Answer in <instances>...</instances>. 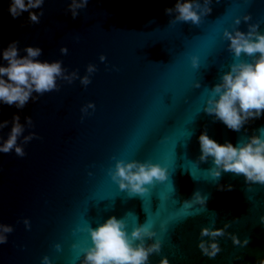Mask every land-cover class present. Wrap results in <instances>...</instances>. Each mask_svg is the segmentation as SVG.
<instances>
[{"label":"water","instance_id":"95a60500","mask_svg":"<svg viewBox=\"0 0 264 264\" xmlns=\"http://www.w3.org/2000/svg\"><path fill=\"white\" fill-rule=\"evenodd\" d=\"M10 2L0 0V53L18 40L21 56L26 46L40 47L38 59L62 61L66 74L78 75L71 83L58 78L59 90L23 109L0 102V121L18 113L23 135L36 133L23 144L25 156L0 153V224L14 229L0 244V264H42L45 255L52 264H80L81 249L92 246L88 226L112 216L125 221L129 235L139 224L156 231L147 243L160 240L161 251L148 264L164 257L169 264H255L264 258V185L253 184L249 191L243 175L222 173L218 183L233 188L218 190L208 171L213 158L199 160L198 140L206 130L217 143L236 146L264 128V115L237 132L203 110L211 89L236 62L223 32L237 27L246 32L248 24L259 23L264 34V0H212L211 13L199 25L170 24L176 14L165 9L176 0H89L75 19L67 11L70 0H45L39 24L28 23V12L13 19ZM61 47H67L66 55ZM193 57L199 67L192 66ZM89 64L97 70L84 86L80 78L88 75ZM6 65L0 55V66ZM90 102L94 109L83 113ZM10 129L11 123L0 136L6 139ZM117 160L159 164L168 179L145 185L142 196L130 194L109 175ZM195 192L207 199L205 205L195 202ZM225 223H230L226 233L248 238L249 244L241 248L227 235L217 237L222 250L208 258L197 246L200 230Z\"/></svg>","mask_w":264,"mask_h":264},{"label":"clouds","instance_id":"9594fccd","mask_svg":"<svg viewBox=\"0 0 264 264\" xmlns=\"http://www.w3.org/2000/svg\"><path fill=\"white\" fill-rule=\"evenodd\" d=\"M45 0H11L9 4V14L13 19L20 17L24 12H28V23L39 24L41 16L44 15L42 6ZM89 0H70L67 11L71 13L73 19L79 15L81 9L87 7ZM219 2V0H217ZM212 0H176L175 6L166 8L165 13L171 15L175 13L170 24L176 22H191L194 25L201 23L202 17L211 13L210 4ZM40 9L39 12L34 11ZM251 15H244L243 21L247 23ZM235 25L241 24V18L237 17ZM24 25L22 24L21 27ZM224 38L229 41L228 50L234 54L236 62H233L221 77V82L211 89V95L203 108L204 112L214 116L216 120L223 122L228 129L239 132L245 124L251 120L259 119L264 115V34L259 31V23L248 24V30L240 31L235 28L233 31L227 29L223 32ZM20 41H12L6 49L2 50V59L7 62L6 66H0V102L8 106H15L23 109L30 100L35 101L40 95L46 92L59 90L57 79H63L71 83L78 75L76 71L66 74V69L62 68V61H41L38 59L43 50L40 47L26 46L21 56L18 48ZM61 54H67V47L60 48ZM242 54L253 57L252 62L240 60ZM104 62L106 57H99ZM192 66L199 67L197 57L192 58ZM96 66H87L88 75L83 76L81 84L87 86L91 80L90 76L96 71ZM5 77L7 79H5ZM194 87L199 88V82ZM34 93L38 95H33ZM93 103H88L81 111L88 114V109H94ZM25 122L28 127L33 126L32 118L26 116ZM83 119V117H82ZM11 123V129L6 139L0 136V153H10L14 150L17 156H25L23 144L28 143L36 133L32 132L23 135L25 124L20 122V115L13 114L11 121H0V131L7 128ZM259 135L247 138L246 142L238 143H217L210 138L205 130L198 137L201 155L200 161L213 158L214 166L208 170L211 177L217 183L220 191H231L233 185H221L218 183L222 173H233L237 176L243 175L245 184L249 186L264 185V128L258 130ZM23 136L22 143L18 139ZM91 176L92 173H89ZM112 180L118 183L119 189L127 190L130 194L142 196L148 191L145 185H152L154 181L163 182L168 179L167 169L159 164L150 161L132 160L125 162L117 160L115 170L109 169ZM195 202L200 205L206 204V198L199 192L193 194ZM26 228H30L28 219L23 221ZM260 223L264 224V216L260 217ZM230 227V223H225L223 228L203 227L200 230L198 248L201 253L208 258H215L221 252V247L217 237L229 236L233 245L246 247L249 239L243 241L233 233H226L225 229ZM11 225L0 224V244L7 242V235L13 231ZM90 233L92 246L81 249L84 257L80 264H148L152 254H159L161 251V241L147 243L156 235V231L146 224H139L134 227L131 234L127 232V225L123 219L115 216L109 217L105 222L93 228H87ZM207 237L208 239H203ZM138 241V243H137ZM57 251L61 250L60 244L54 245ZM73 248L78 245L73 244ZM242 260L243 257H236ZM42 264H52L50 258L45 255ZM159 264H169V260L164 257ZM255 264H264V258L256 260Z\"/></svg>","mask_w":264,"mask_h":264}]
</instances>
